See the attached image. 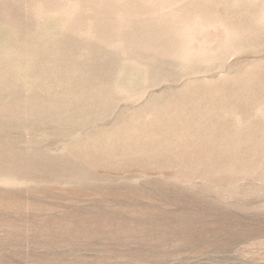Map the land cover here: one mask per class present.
<instances>
[{
	"label": "rangeland",
	"instance_id": "1",
	"mask_svg": "<svg viewBox=\"0 0 264 264\" xmlns=\"http://www.w3.org/2000/svg\"><path fill=\"white\" fill-rule=\"evenodd\" d=\"M0 264H264V0H0Z\"/></svg>",
	"mask_w": 264,
	"mask_h": 264
},
{
	"label": "bare ground",
	"instance_id": "2",
	"mask_svg": "<svg viewBox=\"0 0 264 264\" xmlns=\"http://www.w3.org/2000/svg\"><path fill=\"white\" fill-rule=\"evenodd\" d=\"M5 83V82H4ZM44 110V109H43ZM35 113H37V112H35ZM44 113V112H43Z\"/></svg>",
	"mask_w": 264,
	"mask_h": 264
}]
</instances>
